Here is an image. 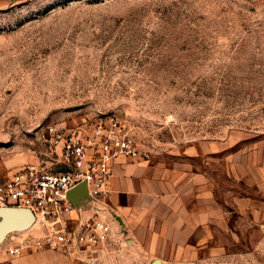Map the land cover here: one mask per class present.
Returning a JSON list of instances; mask_svg holds the SVG:
<instances>
[{
	"label": "rangeland",
	"instance_id": "rangeland-1",
	"mask_svg": "<svg viewBox=\"0 0 264 264\" xmlns=\"http://www.w3.org/2000/svg\"><path fill=\"white\" fill-rule=\"evenodd\" d=\"M110 118L216 182L224 225L174 264H264V210L236 205L264 206V0H0V187L38 128Z\"/></svg>",
	"mask_w": 264,
	"mask_h": 264
},
{
	"label": "crops",
	"instance_id": "crops-1",
	"mask_svg": "<svg viewBox=\"0 0 264 264\" xmlns=\"http://www.w3.org/2000/svg\"><path fill=\"white\" fill-rule=\"evenodd\" d=\"M105 191L104 202L83 215L97 211L107 221L114 233L109 248L97 255L46 250L11 257L7 243L0 248V264H91V259L95 264H174L175 258L208 255L212 226L224 225L216 182L188 159L168 166L142 157L120 159L112 165ZM77 194L87 192L80 189ZM243 200L236 202L238 212L257 221L264 206Z\"/></svg>",
	"mask_w": 264,
	"mask_h": 264
},
{
	"label": "built area",
	"instance_id": "built-area-1",
	"mask_svg": "<svg viewBox=\"0 0 264 264\" xmlns=\"http://www.w3.org/2000/svg\"><path fill=\"white\" fill-rule=\"evenodd\" d=\"M33 138L32 161L15 169L0 187V209H27L35 217L30 230L6 238V253L16 257L67 250L97 255L109 248L112 228L97 211L84 218L82 201H98L106 194L116 161L139 158L125 127L116 118L75 128L52 124L35 130ZM82 185L88 197L76 204L70 193Z\"/></svg>",
	"mask_w": 264,
	"mask_h": 264
},
{
	"label": "water",
	"instance_id": "water-1",
	"mask_svg": "<svg viewBox=\"0 0 264 264\" xmlns=\"http://www.w3.org/2000/svg\"><path fill=\"white\" fill-rule=\"evenodd\" d=\"M80 189H85L82 185L70 193L74 203H80L82 198H87V194L78 195ZM87 192V190H86ZM77 194V195H76ZM35 221L33 213L27 209L2 208L0 209V245L12 233L26 232L30 230Z\"/></svg>",
	"mask_w": 264,
	"mask_h": 264
}]
</instances>
